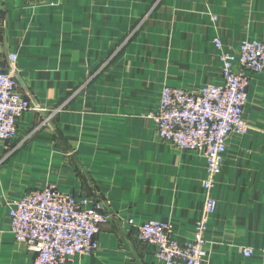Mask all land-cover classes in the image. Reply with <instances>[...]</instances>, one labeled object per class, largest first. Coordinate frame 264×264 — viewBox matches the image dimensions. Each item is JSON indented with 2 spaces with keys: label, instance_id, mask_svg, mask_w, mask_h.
Wrapping results in <instances>:
<instances>
[{
  "label": "crops",
  "instance_id": "1",
  "mask_svg": "<svg viewBox=\"0 0 264 264\" xmlns=\"http://www.w3.org/2000/svg\"><path fill=\"white\" fill-rule=\"evenodd\" d=\"M216 39L234 53L264 41V0H0V66L42 110L18 119L13 141L0 140V264H36L11 232L10 209L48 186L110 219L98 249L65 264H162L138 237L149 220L194 241L206 160L161 141L151 115L165 87L223 84ZM249 77L250 130L229 136L209 193L217 210L205 264H264V71Z\"/></svg>",
  "mask_w": 264,
  "mask_h": 264
},
{
  "label": "built area",
  "instance_id": "2",
  "mask_svg": "<svg viewBox=\"0 0 264 264\" xmlns=\"http://www.w3.org/2000/svg\"><path fill=\"white\" fill-rule=\"evenodd\" d=\"M215 47L220 52L223 84L199 91L165 87L159 107L151 115L161 141L180 150L200 152L206 160L204 188L208 194L194 241L182 244L173 239V227L168 222L149 220L138 228L139 239L155 248L162 264L206 263L208 217L217 210V201L209 193L222 172L229 136L245 135L250 130L244 119L249 74L264 71V41L243 42L238 53L223 50L219 39ZM9 61L15 64L17 56L11 54ZM32 110L42 111L19 92L15 76L0 66V140L13 141L18 119ZM10 219L13 236L37 254L36 264H65L78 255L94 253L97 237L110 221L101 205L88 206L73 193L54 186L31 191L14 201ZM243 255L250 258L253 251L245 249Z\"/></svg>",
  "mask_w": 264,
  "mask_h": 264
},
{
  "label": "rangeland",
  "instance_id": "3",
  "mask_svg": "<svg viewBox=\"0 0 264 264\" xmlns=\"http://www.w3.org/2000/svg\"><path fill=\"white\" fill-rule=\"evenodd\" d=\"M61 109L59 108L58 111H60Z\"/></svg>",
  "mask_w": 264,
  "mask_h": 264
}]
</instances>
